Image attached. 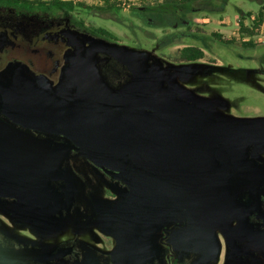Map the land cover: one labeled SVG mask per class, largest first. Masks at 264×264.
Masks as SVG:
<instances>
[{"label": "rangeland", "instance_id": "1", "mask_svg": "<svg viewBox=\"0 0 264 264\" xmlns=\"http://www.w3.org/2000/svg\"><path fill=\"white\" fill-rule=\"evenodd\" d=\"M72 1L100 5L99 0ZM117 1L122 8L118 13L93 8L75 9L66 16L16 15L0 8V27L16 30L29 46L50 44L57 29L84 38L96 51L92 60L111 94H123L136 82L142 66H157L165 91L198 106L214 120L264 119V27L248 36L239 33L237 24L243 16L246 26H252L264 0H227L221 9V0H214L210 8L179 21L140 20L131 9L143 1ZM85 26L105 28L115 38L92 35ZM188 45L201 48L203 58L180 59L179 50ZM257 151L264 157V148ZM88 163L77 169L78 176L52 181L63 192L59 207L36 209L0 200L4 204L0 206V250L4 251L0 264H38L26 256L59 247L66 252L71 242L78 255L60 257L51 264H264L262 240L245 235L247 230L234 225L230 214H211L208 221L206 216L192 217L193 209L198 212L196 202L190 207L183 197H162L154 204L149 198L103 201L114 195L113 190L103 191L106 187L99 177L103 173ZM38 168L36 162L30 164V170ZM207 228L214 243L207 248L196 245ZM187 237L191 239L188 247ZM186 251L194 252L191 260H183Z\"/></svg>", "mask_w": 264, "mask_h": 264}, {"label": "flooded vegetation", "instance_id": "2", "mask_svg": "<svg viewBox=\"0 0 264 264\" xmlns=\"http://www.w3.org/2000/svg\"><path fill=\"white\" fill-rule=\"evenodd\" d=\"M68 31L57 29L52 32L48 45L29 46L21 42L23 35L16 30L0 27V83L12 81L13 75L20 69L39 87L64 102L71 101L75 92V83L68 75L67 69L77 51L74 45L68 43L69 37L66 36ZM82 40L85 43L82 54L93 64L110 99L115 101L127 92H131L130 88L133 84L123 94L114 95L108 91L92 60V56L96 53L95 49L84 38ZM146 67H141L135 83L145 77ZM161 88L180 103H186L180 97L165 91L163 76ZM137 100L141 106L151 109L148 107V102ZM1 108L0 96V200L6 204L13 202L36 209L59 207V198L63 192L52 181L78 176L77 169L89 165L90 162L91 166L103 173H99L106 187L103 191L110 194L109 187L113 190L114 195L111 198H103L105 197L103 196V201H114L118 197L119 201L124 199L128 203L133 199L142 201L149 198L153 203L154 200H160L162 197L167 199L171 197L174 200L183 197L190 207L196 202L198 212L193 209L192 217L199 215V219H204L206 216L208 221L213 217L211 214H230L234 225L247 230L245 235L251 237L253 241L262 240L264 244V157L256 152V148H264V145L250 146L248 158L239 164H232L228 151L224 147L219 148L216 152L217 167L202 173L154 175L133 173L130 170L118 173L97 166L63 135L32 130L14 123L2 113ZM204 115L212 119L205 113ZM33 162L39 165L38 169L30 170V164ZM30 180L36 182L32 184ZM110 180L114 183L113 187ZM90 196L92 198V192ZM2 205L4 204H0ZM152 211L155 212V209ZM161 236H164L163 233ZM187 239L188 242L185 244L188 247L191 239L188 237ZM214 241V235L207 228L195 244L205 245L204 248H207ZM74 245L75 242H71L68 250L65 248L66 252H62V247H59L54 252L46 251L29 255L26 259H32L38 264H51V261L60 257L72 258L78 255L73 251ZM0 252L4 253L1 250ZM187 252L182 253L183 260L192 259L190 254L194 252L189 254ZM13 255L20 256L17 253ZM162 256L163 253L160 257ZM169 256H172V253H168ZM177 263L185 264L184 261Z\"/></svg>", "mask_w": 264, "mask_h": 264}, {"label": "water", "instance_id": "3", "mask_svg": "<svg viewBox=\"0 0 264 264\" xmlns=\"http://www.w3.org/2000/svg\"><path fill=\"white\" fill-rule=\"evenodd\" d=\"M66 36L77 51L67 69L75 83L72 100H60L19 69L12 81L0 83L1 111L14 123L63 135L97 166L118 173H202L217 167L219 148L239 164L250 146L264 145V119H210L198 106L166 94L157 66L146 67L131 92L112 101L82 54V38L72 31Z\"/></svg>", "mask_w": 264, "mask_h": 264}, {"label": "trees", "instance_id": "4", "mask_svg": "<svg viewBox=\"0 0 264 264\" xmlns=\"http://www.w3.org/2000/svg\"><path fill=\"white\" fill-rule=\"evenodd\" d=\"M100 5L92 6L78 1L72 0H0V8L10 9L16 15H27L35 13H47L50 15L66 16L70 11L75 9L92 10L93 8L101 9L102 11H116L122 9L120 2L117 0H99ZM142 4L133 6L131 9L132 16L138 17L140 20L150 21L152 19L163 21L169 20H184L188 14H194L205 7L212 5L214 0H141ZM218 9H221L226 4L227 0H221ZM213 6V5H212ZM210 8V7H209ZM208 8V9H209ZM217 7L214 5L213 7ZM247 17H251L250 13H246ZM147 19V20H146ZM68 20L73 21L71 18ZM252 26L248 27L244 23V17L238 18V31L240 34L252 35L254 31H258L261 26L264 27V7L259 10L257 16L252 19ZM81 24V23H79ZM167 26V25H165ZM173 26V25H172ZM90 34L100 36L105 39H114L115 35L102 27L85 26ZM220 38L219 34H215ZM204 56V51L197 46H184L179 50V58L184 61H196ZM181 264V263H175Z\"/></svg>", "mask_w": 264, "mask_h": 264}]
</instances>
